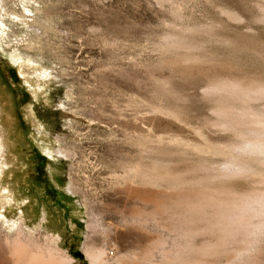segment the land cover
<instances>
[{
  "label": "rangeland",
  "instance_id": "374dc122",
  "mask_svg": "<svg viewBox=\"0 0 264 264\" xmlns=\"http://www.w3.org/2000/svg\"><path fill=\"white\" fill-rule=\"evenodd\" d=\"M220 78L264 86V0H0V264L17 240L72 264L214 240L196 197L264 191V156L229 127L264 97L224 117ZM243 235L200 264H264V230Z\"/></svg>",
  "mask_w": 264,
  "mask_h": 264
},
{
  "label": "bare ground",
  "instance_id": "6f19581e",
  "mask_svg": "<svg viewBox=\"0 0 264 264\" xmlns=\"http://www.w3.org/2000/svg\"><path fill=\"white\" fill-rule=\"evenodd\" d=\"M223 79H221V82ZM226 80H230V79L228 78ZM217 81L220 82V80H218V78H217ZM219 82L215 85V81H214V83H212V85H210V87H211L210 89L207 87L209 89L207 91L208 92H214V93H220V96L222 94L223 96H225L226 99L227 98L229 100L233 99L235 101L236 100H239V101L240 100L241 101L252 100L253 101V99H255V98L264 97V86L262 87V85L260 88L259 87L253 88V86H252V88H250V87H247L246 85H243L242 84L243 82L236 81V80L235 81L230 80L227 82L225 81L222 83H219ZM221 99H222V96H221ZM226 99L224 101H226ZM233 100H231L232 102H230V106L232 103L235 102V101L233 102ZM257 100L258 99H256L255 101H257ZM226 102H228V101H226ZM224 103L222 102V104H224ZM243 103H245V102H243ZM228 104H229V102H228ZM244 105L246 106V104H244ZM230 106L228 105L227 107H230ZM232 106L234 108V105H232ZM232 106L230 107L231 109L225 108L228 110L224 111V108H222L223 111H222V109H220L218 111L220 114L224 113V117L225 116L230 117V115L228 116L227 114L231 113L234 110L232 108ZM239 106H240V103H239ZM263 106H264V104H263ZM223 107H225V105ZM240 108L243 109L244 106L243 107L240 106ZM237 109H239V108H237ZM242 109H240L241 112L239 110L238 119L236 117V119H233L232 124H231V122L230 123L228 122V123L230 124L229 127L234 126V129H235V126H238L239 124L240 125L246 124L247 125V129H246L247 132L244 133V134H246V139H244L242 137L240 142L238 144L236 143L237 145L234 148L233 147L232 148L234 150L238 149L239 152H241L240 150H242V153L247 152V153H251V154H257V155H263L264 156V110H263V112L262 111L260 112V110L258 112L256 110L258 113L257 112L255 113L254 112L255 109H254V111L250 110L249 108L248 109L250 111H248L247 108H246L247 110H245V109L242 110ZM261 109H262V106H261ZM9 110H10V106H5L3 111L5 114H8ZM225 125H227V123ZM238 129H240V128H238ZM235 130H237V129H235ZM4 139L5 140L10 139V136L8 135V133L4 135ZM235 151H237V150H235ZM224 170L228 174H233V175L235 174L236 175V174H241L243 171H245V168L242 167L241 165H239L238 163L230 162L225 168H223V171ZM205 194H207V193H205ZM207 195H205L204 197L202 195H200L201 196L200 198H197V197L195 198L196 202H197V199L198 200L200 199V202H199L200 204H199V206L195 205V209L198 212L201 211L200 215L205 212L204 214L207 217L208 216L207 211L206 210L204 211L203 207L205 206V203H207L211 207L210 211H212V214L209 212V209H208V212L210 213V217L208 216L207 221L206 220L205 221L207 223H208V221H211V223H209V225H210L211 229L216 232L215 235L213 232V235L215 237H212L215 239L210 240V241H206V242L204 241L205 243L202 242L201 246L198 245L200 247H196V246L193 247V246H191V244L188 245V243L187 244L185 243L186 246H182V247L180 246V249H177V248H179V246H175L176 249H174L175 247H173V249L175 251H172L171 249H166V250L163 249L164 250L163 251L164 259L160 261L161 262L160 264H198V263L200 264L202 262L201 261L202 256L216 253L218 250H221L220 249L221 246L223 248L224 246H227V244L229 242L235 240L236 237H238L237 235L244 234L243 236H245V235L246 236H249V235L253 236L255 234L261 233L264 230V191L263 192H256V190H255V192H250V193H248V192L247 193H245V192L237 193L233 190H225V191H217L215 193H212L209 196H207ZM205 197H207V201L204 200ZM187 199H190V198L187 197ZM202 201H203V206H202ZM196 202H195V204H196ZM188 203H190V202L188 201ZM193 203H194V201L192 202V204L190 203V206L193 205ZM196 206H198V207H196ZM182 207H183V205H182ZM192 207H194V205ZM186 210H188V209H186ZM204 214H202V216ZM192 215H193V213H192ZM206 217L204 216L205 219H206ZM208 218H210V219L208 220ZM255 219H258L259 221L255 220ZM189 225H190V222H189ZM206 225H208V224H206ZM209 225H208V227H209ZM205 227H207V226H205ZM207 229H209V228H206V230ZM211 229H209V231L212 233ZM195 230H197V229H195ZM206 233H208V232H206ZM184 234H186V233H184ZM192 234H191V236H192ZM191 236L189 238H191ZM240 237H241V235H240ZM180 240H182V239H180ZM208 240H209V237H208ZM17 241H14L15 243L13 245H11L10 248H8L9 246L7 247L8 248V255H9V258L11 260V264H72L71 263L72 261L69 257L63 256L64 254L61 255L59 253V251L57 252L55 250V248H53L51 246L48 247L44 252H42L41 250L34 252L32 250H28V249L24 248L23 246H21V244L19 245V243ZM162 241L163 240H159V245H160V242L162 244L165 243V241L164 242H162ZM235 242H236V240H235ZM6 243H7V240H6ZM8 243H7V245H9ZM12 243H13V241H12ZM154 243H153V245L151 244L148 247V249L153 248V247L155 249V247L157 246L156 241H154ZM53 244H55V243L53 242ZM180 244H178V245H180ZM240 244H243V243H240ZM163 245H162V247H163ZM181 249H183L184 251L188 250V251H186L187 253H189V254H187L188 256H185V257L182 256L185 252L183 251L184 252L183 253L181 251ZM149 250L151 251V249H149ZM86 252H87L86 254L88 255V258L91 260L90 261L91 264L103 263L104 259L102 258L103 255H102L101 251H96V250L93 251L91 249L90 250L88 249V251L86 250ZM146 252H148V251H146ZM161 253H162V251H161ZM213 256H215V255H213ZM203 259H204V257H203ZM226 263H228V261Z\"/></svg>",
  "mask_w": 264,
  "mask_h": 264
}]
</instances>
